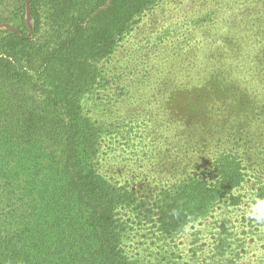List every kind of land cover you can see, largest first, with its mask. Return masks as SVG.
Masks as SVG:
<instances>
[{
	"label": "trees",
	"instance_id": "16d2710c",
	"mask_svg": "<svg viewBox=\"0 0 264 264\" xmlns=\"http://www.w3.org/2000/svg\"><path fill=\"white\" fill-rule=\"evenodd\" d=\"M161 1L0 0V264H147L125 251L127 214L158 237L208 216L217 217L212 224L221 232L236 228L235 213L251 233L253 220L243 213L253 196L264 197V91L246 93L233 75L210 73L207 83L172 89L168 100L179 111H195L193 97L202 91L215 110H207L193 146L170 141L174 150L160 151L153 186L138 195L103 167L106 140L129 139L132 120L144 111L98 117L97 105L112 110L132 86L99 63ZM252 2L260 12L240 10L235 36L223 35L238 42L237 56L256 52L264 63V0ZM225 260L209 264H241Z\"/></svg>",
	"mask_w": 264,
	"mask_h": 264
},
{
	"label": "rangeland",
	"instance_id": "374dc122",
	"mask_svg": "<svg viewBox=\"0 0 264 264\" xmlns=\"http://www.w3.org/2000/svg\"><path fill=\"white\" fill-rule=\"evenodd\" d=\"M252 1L162 0L141 15L116 49L99 63L105 72L118 69L126 82H132V86L127 89H130L129 99L114 102L112 110L108 106L97 105L102 108L99 112L103 115L98 117L111 121L121 116L126 108V113L144 111L143 114L142 111L138 113L130 123L129 139L122 141L119 136H113L106 140L111 148L108 153L110 159L103 164L116 180L127 183L138 195L143 187L156 183L155 170L160 162V151L168 147L172 152L174 148L170 146V141L181 148L193 146L196 129L202 133V125L209 117L207 110L210 113L215 110L203 101L206 92L202 91L200 96L193 97L195 111H188L187 107L179 111L176 102L168 100L172 89L207 83L212 73L233 75L235 81H240L248 90L246 93L264 91V63L255 57L258 53L252 47V56H237L232 46L238 42L223 35L227 31L228 37L235 36L237 32L233 30V16L238 15L240 10L247 9L251 13L259 11L260 5ZM216 36H220L221 40L218 38L216 43H211ZM222 37L230 48L226 53L220 50L223 48L221 44H224ZM253 46L256 47L255 43ZM240 95L243 94L240 92ZM149 108L156 113L153 118L150 117ZM227 111L225 109L223 115ZM190 122L196 126L190 127ZM121 142L128 146H123ZM243 216L248 218L246 212ZM129 218L128 214L124 218L130 230L124 248L129 256L140 262L209 264L214 257V260L221 262L232 258L241 264H258L264 259V224L252 221L251 233L247 234L249 227H244L245 222L238 213L231 217L240 222H237L236 228L229 227L221 232L217 224H212L217 217L208 216L172 237L146 233L135 225L137 219L129 222ZM230 225L227 223V226ZM220 238H224L221 249L217 247ZM218 251L223 253L221 259L215 256Z\"/></svg>",
	"mask_w": 264,
	"mask_h": 264
},
{
	"label": "clouds",
	"instance_id": "9594fccd",
	"mask_svg": "<svg viewBox=\"0 0 264 264\" xmlns=\"http://www.w3.org/2000/svg\"><path fill=\"white\" fill-rule=\"evenodd\" d=\"M246 215L256 223L264 224V197L253 196L246 209Z\"/></svg>",
	"mask_w": 264,
	"mask_h": 264
}]
</instances>
